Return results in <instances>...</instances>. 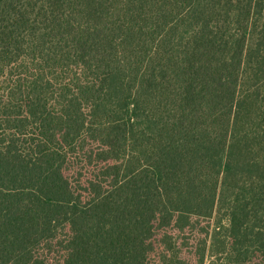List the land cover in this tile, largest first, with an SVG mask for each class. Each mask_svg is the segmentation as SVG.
Here are the masks:
<instances>
[{"label":"trees","instance_id":"16d2710c","mask_svg":"<svg viewBox=\"0 0 264 264\" xmlns=\"http://www.w3.org/2000/svg\"><path fill=\"white\" fill-rule=\"evenodd\" d=\"M214 246L264 264V0H0V264Z\"/></svg>","mask_w":264,"mask_h":264},{"label":"rangeland","instance_id":"374dc122","mask_svg":"<svg viewBox=\"0 0 264 264\" xmlns=\"http://www.w3.org/2000/svg\"><path fill=\"white\" fill-rule=\"evenodd\" d=\"M213 225V219L193 220L190 226L186 228L183 232H172L175 242L178 244L177 246L181 250L182 256L184 258L192 259V255L196 252H199L201 248H203L204 244L206 248L209 249ZM216 248L217 247L215 246L212 248V256H207L204 260V264H224L221 259L222 257L219 255H215Z\"/></svg>","mask_w":264,"mask_h":264}]
</instances>
